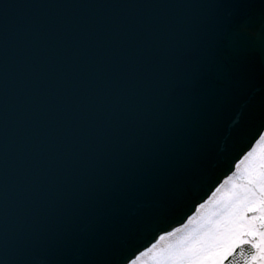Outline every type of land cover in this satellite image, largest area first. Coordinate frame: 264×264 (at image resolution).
I'll use <instances>...</instances> for the list:
<instances>
[{
  "label": "snow or ice",
  "instance_id": "1",
  "mask_svg": "<svg viewBox=\"0 0 264 264\" xmlns=\"http://www.w3.org/2000/svg\"><path fill=\"white\" fill-rule=\"evenodd\" d=\"M14 6L20 5L0 6L5 85L7 50L33 29L31 19L9 17ZM197 6L222 14L205 29L149 18L56 37L61 62L71 72L57 69L48 82L77 101L83 98L78 104L82 113H103L105 104L111 108L101 122H88L96 138L90 145L92 167L101 160L113 170L131 167L133 153L188 108L198 106L212 124L241 87L264 91V0H214ZM232 115L235 155L225 173L214 178L213 167L197 166L130 217L114 242H76L68 233L65 243L38 246L20 242L5 226L0 264H264V100L233 108ZM193 181L208 183L207 191L194 190ZM134 193L133 185H120L106 198L115 195L125 203ZM81 215H88L81 238L107 219L96 198L83 191L60 219L67 226Z\"/></svg>",
  "mask_w": 264,
  "mask_h": 264
},
{
  "label": "water",
  "instance_id": "2",
  "mask_svg": "<svg viewBox=\"0 0 264 264\" xmlns=\"http://www.w3.org/2000/svg\"><path fill=\"white\" fill-rule=\"evenodd\" d=\"M211 2L214 0H0V6L20 5L8 9L11 19L33 22V29L7 50L6 85L5 52L0 45V231L7 226L20 242L38 246L65 243L68 233L76 242H114L130 217L197 166L213 167L214 178L228 170L235 155L232 109L261 103L264 91L258 88L241 87L212 124L198 106L188 108L133 153V166L122 164L113 170L107 160L92 167L95 155L90 145L96 138L88 127L92 119L101 122L110 106L103 105V113H82L78 104L83 98L77 101L48 82L57 69L71 72L61 62L58 36H83L93 28L149 18L179 22L189 30L205 29L212 17L222 14L197 6ZM120 185H133L136 193L125 203L115 195L107 199ZM208 187V183L192 182V188L201 194ZM82 191L96 198L107 219L92 225L89 235L81 238L88 215L67 226L60 216L79 201ZM180 218L178 215L172 222Z\"/></svg>",
  "mask_w": 264,
  "mask_h": 264
}]
</instances>
